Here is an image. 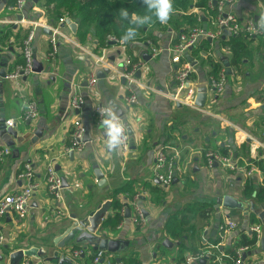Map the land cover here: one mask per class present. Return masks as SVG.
I'll list each match as a JSON object with an SVG mask.
<instances>
[{
    "label": "crops",
    "instance_id": "0c3cea01",
    "mask_svg": "<svg viewBox=\"0 0 264 264\" xmlns=\"http://www.w3.org/2000/svg\"><path fill=\"white\" fill-rule=\"evenodd\" d=\"M10 1L0 0L1 62L6 63L7 72L20 64L23 41L21 43V37L17 38L16 35L23 34V30L35 22L33 46L36 59L42 63L43 69L42 72L32 71L18 79L0 78V114L3 104L5 117L7 120L13 119L20 130L18 138L8 133L0 134V149L8 147L11 150L0 163V199L23 185L24 181L18 177V173L25 162H31L34 166L40 186L32 196L27 214L9 211L3 217L4 241L0 246V264H42L41 255L38 254L22 258H12L11 254L32 247L43 250L44 254H51L76 220L83 219L90 211L107 202L110 206L95 235L104 234L108 238L120 239L122 247L117 251L106 250L102 261L94 263V244L89 240H73L63 251L72 256L73 249L85 247L86 252L75 257L81 264H134L132 260L142 264L156 261L179 264L194 248L199 250L212 244L207 239L209 234H213V230L216 231L220 223L228 218L236 222V228L224 236L225 245L237 240L241 230L252 233L249 229L251 225L261 226V237L246 250L252 253L246 256L244 264H264L261 242L264 236V108L261 106L264 103V36L248 39V54L242 58L239 67L232 63L231 51L223 42L228 35L214 41L208 51L189 50V61L193 67L187 85L189 89L197 94L198 87L206 86L208 100L211 94L209 79L216 62L221 63V69H226L227 82L221 94H212L213 103L206 104L221 119L222 126L214 133L219 137L215 147L194 149L184 145L181 148L178 146L179 138H187L185 112L187 108L200 107L189 103L186 89H179L175 78L177 65L171 60L170 47L180 30L191 26L184 18L186 15H197L198 19L202 15V25L212 28L210 19L196 6L198 0H190L192 4L186 11L175 9L167 25L143 27L135 41L122 43L118 40L114 44H100L93 27L80 37L75 19H71L76 24L75 30L65 21H50L46 0L27 3L23 16L30 22L23 26L17 23L21 14L10 9ZM230 10L240 18L259 16L264 11V0H237ZM45 28L52 33H47ZM53 34L57 37L58 48L54 58H50V38ZM2 40L9 44L3 45ZM154 49L157 51L155 56L152 54ZM142 51H146L151 58L144 59ZM103 53L107 64L98 62L95 56ZM112 57L115 59L112 60ZM126 57L145 63L141 75L136 76V81L131 85L138 97L136 104H129L126 100L130 93L129 81L121 74ZM107 66L111 72L99 78L98 72ZM92 72L98 77L97 83L94 86L88 82L84 84L85 78ZM75 92L86 98L85 106L78 111L71 106ZM31 99H43L47 112L40 113L26 126L27 120L21 122L25 109L21 106ZM101 104H112L117 111H122L120 116L127 124L128 131H132L129 134L135 139V148L127 153L119 150L116 155L106 150L103 130L93 117L95 107ZM76 119H81L84 134L88 130L92 139L85 142L82 149L75 150L71 159V130ZM34 131H40V134L36 135ZM11 139H14L17 150L7 145ZM253 142L258 143L255 160L258 169L247 177L242 167L252 155ZM220 145L233 150L236 161L242 166L237 171L230 170L232 184L229 190L224 188L220 178L210 180L209 177L205 180L197 172L201 165L206 167L203 150L218 149ZM160 146H166L170 153L178 152L176 163L182 166L178 169L171 190L170 185L169 188L162 187L154 179L155 152ZM130 151L134 154H130ZM49 163L69 184L63 183L59 202L50 196L45 183ZM187 163L194 165L192 171L186 167ZM218 166L219 163H216L211 167L214 168L213 175L217 177L220 173L215 168ZM97 167L106 178V184L102 186L95 173ZM180 181L182 184L179 185ZM259 187L262 190L258 193ZM224 196H230L232 202L240 205L227 207L222 202L218 204V198L223 201ZM136 198L146 213V224H135L132 214L125 216L124 210L119 224L112 225L111 217L116 212L114 201L119 199L129 206ZM250 200H255L261 206L262 216L249 209ZM204 203L211 204L206 216L199 213ZM182 229H187V233L180 237L173 235L174 230ZM166 237L175 245H163ZM208 263L207 258L205 264Z\"/></svg>",
    "mask_w": 264,
    "mask_h": 264
},
{
    "label": "built area",
    "instance_id": "2783aa9c",
    "mask_svg": "<svg viewBox=\"0 0 264 264\" xmlns=\"http://www.w3.org/2000/svg\"><path fill=\"white\" fill-rule=\"evenodd\" d=\"M31 0H16L15 3L10 5V9L13 11H17L22 16L17 20V23L21 25H27L30 21H28L24 16V10L27 3ZM237 0H208L206 11L208 12L211 8L217 7V14L214 18H211L212 28H208L203 25H195L190 27L187 31L181 32L177 35L176 41H174L170 47L171 52V60L176 63V71L175 78L178 82L180 90H187V97L189 103L194 104L195 99V91L193 89H189L187 87L190 76L193 72V67L191 62L187 58V53L189 52L190 47H194L198 44L200 39L202 38H211V45H213L214 41L219 40L222 35H242L247 38L264 36V32L254 31V26L256 21L259 19L258 15H249L244 18L238 17L235 13L230 10V7ZM61 21H65L61 19ZM34 25H28V33L23 40L21 53L24 58V62L17 65L14 70L7 72L6 77L9 79H18L24 75H28L33 71L34 64V31H35V22H32ZM110 41H118L114 36H109ZM51 50L49 52V57L54 58L55 53L57 52L58 43L57 37L53 34L50 38ZM153 56L157 54V51L154 49ZM98 62L107 64L106 55L103 53L101 55L95 54ZM143 61H134L130 57H126L123 65L121 74L128 79V86L130 88V93L127 95L126 100L129 104H136L138 102V97L136 93L132 90V84L136 81V72L141 70L144 66ZM1 69L2 62L0 56V78H1ZM98 81V77L95 72H92L90 76H88V83L91 86H94ZM227 82V73L226 69L223 68L220 70L218 76H211L209 79V93L210 98L206 101L205 106L200 107L202 111L209 113L211 115L216 116L214 110L211 106H206L207 102H213L211 98L213 93L221 94ZM86 103V98L81 93L75 92L71 98V106L75 110H81ZM27 104L31 106V108H25L21 118L23 120L35 119L39 116V103L36 99H31L27 101ZM105 104H101L95 107L93 111V117L96 119L98 124H100V114L99 110H101ZM122 118V117H121ZM7 123L10 125L14 124L13 119L7 120ZM126 124V123H125ZM127 126V124H126ZM128 129V127H127ZM128 141L124 146L120 148L122 153H127L130 149V134L128 131ZM264 134V131H263ZM84 138V126L81 119H76L74 121L73 128L71 130V144L70 149L80 150L85 144ZM258 147L257 142H253L251 145V158L253 161H249L245 166H240L234 157V151L229 150L228 153L223 154L218 149H207L206 152V164L209 167L214 166L216 163L223 164L227 169L231 171H237L242 167V172L245 176H252L255 171L258 169L255 164L256 158V150ZM11 153V150L8 147H4L0 149V163ZM178 157V152L170 153L166 146H160L157 148L155 152V163L153 167L154 179L162 186L168 187L171 185L175 178V165ZM18 177L21 178L24 183L23 185L16 191L9 192L5 194L0 199V246L4 241L3 234V217L9 212L13 211L19 213L21 215H25L28 213L31 206V199L35 192V190L40 186V181L37 177L36 170L31 162H25L21 167ZM45 183L47 184V188L50 196L57 202L61 200L62 197V188H63V178L62 175L58 172L55 166L52 163H49L46 170V178ZM138 197V196H136ZM137 198L134 199L131 203H129V207L132 212V220L135 224L139 226H143L146 224V215L141 205L137 203ZM126 206L122 209L124 212ZM219 229L222 230L221 236L223 237L221 241L216 244H210L206 247H203L197 253H190L186 255L179 264H193L194 262H198L200 258L206 257L208 258L210 255H215L217 261L221 264L225 263V257L228 256L226 251V245L224 241V236L230 230L236 228V222L228 218L225 222L220 223ZM250 231L256 233L257 238L261 237V226L259 224H253L250 226ZM249 249V246H242L237 248V258L235 259V264H244V260L242 258L243 252ZM86 252L85 247H80L73 249L71 254L73 257H77L80 254ZM106 256V250L97 249L93 256L94 263H100L102 259ZM116 264H120L116 263ZM151 264H166L164 261H156Z\"/></svg>",
    "mask_w": 264,
    "mask_h": 264
},
{
    "label": "trees",
    "instance_id": "16d2710c",
    "mask_svg": "<svg viewBox=\"0 0 264 264\" xmlns=\"http://www.w3.org/2000/svg\"><path fill=\"white\" fill-rule=\"evenodd\" d=\"M16 0H11L10 3H15ZM208 0H198L196 2V6H199L204 11V16L211 20L217 14V7L211 8L208 12L206 11ZM190 0H173L174 10H188L191 5ZM45 5L47 6V10L49 13V20L52 21L54 19L61 20L66 18L75 19L78 23L77 33L80 37H83L87 31L93 27V31L96 34L100 44L109 43L110 39L109 36H114L117 39L121 40V36L124 34L125 28L128 26L127 21H121L119 17V9L127 8L130 13L137 12L143 14L145 9L141 2V0H46ZM186 15L184 18L190 23V27L195 25H202L203 16L200 15ZM159 24V23H155ZM154 24V25H155ZM189 27V28H190ZM184 28L181 29L179 33L187 31L189 29ZM28 29L23 30L24 33L17 34L16 37H21L22 39L26 37L28 33ZM143 28L139 29L142 31ZM253 38V37H251ZM247 37L242 35H229V37L224 38V44L230 49L231 51V61L237 67L240 66L242 58L247 55ZM2 44H9L6 41L2 40ZM6 46V45H5ZM211 48V42L208 38H202L198 42L196 46L192 49L197 50H205L208 51ZM24 62L23 56H21L20 64ZM221 70V63L216 62L213 64L212 68V76H218ZM263 100V99H262ZM207 149L203 150L204 159L206 162V152ZM218 150L226 154L229 151V147L226 145H220ZM249 161H253V158L250 157ZM263 167V165H261ZM249 186V185H246ZM262 187L257 189L258 193L261 192ZM126 206L125 202L120 201L119 199L114 201V208L116 209L115 214L111 217L112 225L116 226L122 220V209ZM211 204L204 203L201 205V209L199 213L203 216L208 215L206 211H208ZM184 219V218H183ZM221 229H216L214 234H209L208 240L210 243L216 244L222 240L221 236ZM183 233H187V229L184 230H174L173 235L176 237H180ZM256 233L246 232L245 230L240 231V236L237 240L233 241V243L226 245V251L228 256L225 257V264H235V259L237 258V248L242 246H249V248L253 247L257 242ZM208 244V243H207ZM206 246V244H204ZM201 249L194 248L192 253H197ZM93 257V256H92ZM209 263L208 264H220L215 255H210L208 257ZM134 264H142L139 261L132 260ZM131 261V262H132Z\"/></svg>",
    "mask_w": 264,
    "mask_h": 264
},
{
    "label": "water",
    "instance_id": "95a60500",
    "mask_svg": "<svg viewBox=\"0 0 264 264\" xmlns=\"http://www.w3.org/2000/svg\"><path fill=\"white\" fill-rule=\"evenodd\" d=\"M35 1H38V0H35ZM19 17H21V15H19ZM65 22L68 23L72 29H74V30L76 29V24L71 20V18H69V17L66 18ZM44 30L49 34L52 33V31L48 28H45ZM208 40L211 41V38L209 37ZM115 42L116 41H114V40L110 41L111 44H114ZM189 49L191 50L192 47H190ZM145 52L146 51H142L141 54L143 55L144 59L149 60L151 58V55H147V53H145ZM187 58L190 59V55L188 53H187ZM111 59L114 60L115 58L112 57ZM41 64L42 63L36 59V55L34 54L33 71L42 72L43 67ZM5 67H6V63H2V69H1V77L2 78H5L6 74H7ZM110 72H111V68L107 66L103 69V71L98 72V77L104 78L106 76V74L110 73ZM140 75H141V70H138L136 72V76H140ZM87 82H88V77L85 78L84 84L87 85ZM0 86H2L1 82H0ZM207 97H208L207 87L206 86L198 87L197 94H196L195 99H194L195 105H197L198 107L205 106V103L207 101ZM38 102H39L40 113L45 114L47 112V109H46V105L44 103V100L39 99ZM261 106L264 108V103ZM1 107H2V109H1L2 112L0 114V134L4 135V134L8 133L12 137L18 138L19 133H20L19 128L17 127V125L15 123L13 125H10L7 123V118L5 117V114H4L3 104H1ZM118 113H119V115L123 114L122 111H118ZM30 124H31V119H28L26 121V126H29ZM34 133L36 135H39L40 131H34ZM129 133L132 134V131H130ZM91 139H92V137H91L89 131L86 130L83 140L85 142H87V141H90ZM134 140L135 139L133 136L130 137V149L135 148ZM7 145L13 149H16V148H14V145H15L14 139L7 141ZM74 151H75L74 149H71V151L69 152L71 159L73 158ZM129 153L134 154L133 151H130ZM57 168L60 169V166H58ZM95 173H96L97 178L99 180V185L102 186L103 184H106V178L104 176V173L101 171V169L99 167L95 168ZM64 182H65V185H69L63 179V183ZM221 202L223 203V205H225L227 207H235L237 205H240V203L232 202V198L230 196H224L223 201L219 197L218 198V204ZM109 204L110 203H108V202L101 204L96 209L90 211L89 214L86 217H84L83 219L76 220L68 228V230L66 231L64 236L61 238V241L58 243V245H57L58 247L55 250H53V252L51 254H44L43 250L38 249L36 247H32V248L26 249V250L19 249L17 251H14L11 254L12 258H15V257H21L22 258L24 256H30V255L38 254V255H41L42 264H81V263H79V261H77L75 259V257H73V256L69 255L68 253H66L65 251H63V248H65L73 240H76L77 242H86L89 240L91 243L94 244V246H93L94 249H103V250H109V251H117V250L121 249L122 240L108 238L104 234L95 235V232L98 229L99 224L102 222L103 216L105 215L106 211L108 210V208L110 206ZM126 205L127 206L125 208V216H130L132 214L131 208L128 206V203H126ZM249 209H251L252 211L257 213L259 216H262V214H263V212H261V206L258 205L255 200H250ZM246 212L248 213L249 211L247 210ZM214 233H215V230H213V234ZM261 242H262L263 247H264V236L262 237ZM162 244L167 246V247H172L175 245V242L171 241L168 237H166ZM251 253H252V251L243 252V254H242L243 260L246 258V256L248 254H251ZM206 260H207L206 257H202L199 259L198 262H194L193 264H205Z\"/></svg>",
    "mask_w": 264,
    "mask_h": 264
},
{
    "label": "clouds",
    "instance_id": "9594fccd",
    "mask_svg": "<svg viewBox=\"0 0 264 264\" xmlns=\"http://www.w3.org/2000/svg\"><path fill=\"white\" fill-rule=\"evenodd\" d=\"M144 6V13H130L127 8L119 9L121 21H127V27L121 36L122 43L135 41L139 34V29L152 26L155 23L167 25L174 14L173 0H141ZM254 31L264 32V11L260 12L259 19L256 21ZM22 108H31L25 102ZM99 127L105 136V148L112 155L118 154L120 148L128 141V129L125 121L119 115L117 108L112 104L105 105L101 110Z\"/></svg>",
    "mask_w": 264,
    "mask_h": 264
},
{
    "label": "rangeland",
    "instance_id": "374dc122",
    "mask_svg": "<svg viewBox=\"0 0 264 264\" xmlns=\"http://www.w3.org/2000/svg\"><path fill=\"white\" fill-rule=\"evenodd\" d=\"M185 113H187L186 114L187 124L185 126V135H187V138L183 139L182 137H180L179 138L180 144L178 143V146L183 148L184 145H188L190 148H194V149L203 146L215 147L216 141L218 140L219 137L217 134L214 133L215 130L218 129V127L222 126L221 119H218L217 116L207 114L205 111H202L196 107L187 108ZM23 121L25 120L22 119L21 122ZM205 166L206 167L201 165V168L197 171L198 174L203 175L205 180L209 179V177H211L210 180H216L217 178H220L222 183H224V188L227 190L230 189V185L232 184L230 177L232 174L229 169H227L223 164H219V166L215 168L220 173L219 177H217L213 175L214 168L209 167L207 164ZM186 167L192 171L194 165L192 166L191 163H187ZM181 168L182 166L181 165L178 166L176 163L175 165L176 175L179 173L178 169ZM180 183L182 184L181 181L179 182V185ZM171 188L172 186L170 187V190Z\"/></svg>",
    "mask_w": 264,
    "mask_h": 264
}]
</instances>
